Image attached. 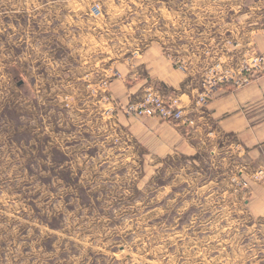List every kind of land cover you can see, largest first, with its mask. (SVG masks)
I'll return each mask as SVG.
<instances>
[{
  "label": "rangeland",
  "instance_id": "obj_1",
  "mask_svg": "<svg viewBox=\"0 0 264 264\" xmlns=\"http://www.w3.org/2000/svg\"><path fill=\"white\" fill-rule=\"evenodd\" d=\"M156 44L189 74L166 95H199L264 55V0H0V264H264L233 138L157 158L120 123L112 85Z\"/></svg>",
  "mask_w": 264,
  "mask_h": 264
},
{
  "label": "crops",
  "instance_id": "obj_2",
  "mask_svg": "<svg viewBox=\"0 0 264 264\" xmlns=\"http://www.w3.org/2000/svg\"><path fill=\"white\" fill-rule=\"evenodd\" d=\"M139 62L144 65L145 77L136 79L130 87L124 80H116L112 85L113 98L124 104L144 93L142 86L146 89L152 85L164 94L167 93L165 90L179 94L189 79L187 72L176 68L166 58L160 45L147 48ZM128 73L130 76L136 75L130 68ZM197 93L185 92L178 97L182 98L183 104L188 105L194 102ZM205 108L206 115L201 111L193 116L195 125L172 123L160 116H128L122 110H119V116L120 123L131 132L132 137L144 147L147 154L157 158L195 154L200 145L210 137H231L233 142L230 146L243 153L248 164L261 168L263 177L264 76L240 87L231 84L220 87ZM254 190L264 191V182L258 184Z\"/></svg>",
  "mask_w": 264,
  "mask_h": 264
},
{
  "label": "built area",
  "instance_id": "obj_3",
  "mask_svg": "<svg viewBox=\"0 0 264 264\" xmlns=\"http://www.w3.org/2000/svg\"><path fill=\"white\" fill-rule=\"evenodd\" d=\"M253 63L255 64L253 68H247L244 73V70L242 72H237L234 69H231L232 71H228L226 74L219 77H216L215 74L207 76V78L202 82L203 90L188 107H186L187 105L182 104V101L178 96H168L152 85H149L144 98L142 100L128 103L123 108V111L128 116H160L165 121L172 123L195 125V118L186 113H189L191 108L194 107V104H201V110L205 112L206 105L216 95L220 88L218 81L223 84L222 86L226 83L235 87H240L255 80L256 76L253 75L254 72L264 75V55L256 56ZM238 73H241V75L238 76ZM102 86L107 88L108 82H105ZM187 108L188 110H186Z\"/></svg>",
  "mask_w": 264,
  "mask_h": 264
}]
</instances>
